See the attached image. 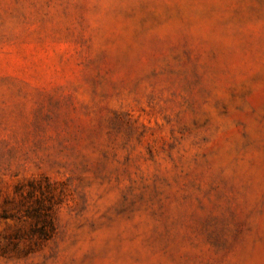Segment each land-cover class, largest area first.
I'll use <instances>...</instances> for the list:
<instances>
[{"label":"rangeland","instance_id":"374dc122","mask_svg":"<svg viewBox=\"0 0 264 264\" xmlns=\"http://www.w3.org/2000/svg\"><path fill=\"white\" fill-rule=\"evenodd\" d=\"M0 264H264V0H0Z\"/></svg>","mask_w":264,"mask_h":264}]
</instances>
